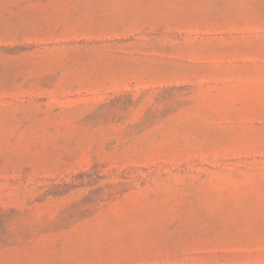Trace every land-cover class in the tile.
Wrapping results in <instances>:
<instances>
[{"label": "rangeland", "instance_id": "obj_1", "mask_svg": "<svg viewBox=\"0 0 264 264\" xmlns=\"http://www.w3.org/2000/svg\"><path fill=\"white\" fill-rule=\"evenodd\" d=\"M0 264H264V0H0Z\"/></svg>", "mask_w": 264, "mask_h": 264}]
</instances>
